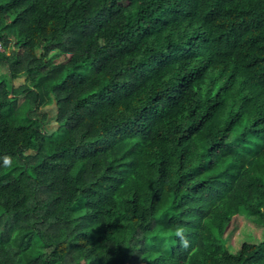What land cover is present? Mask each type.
Segmentation results:
<instances>
[{"label": "trees", "instance_id": "trees-1", "mask_svg": "<svg viewBox=\"0 0 264 264\" xmlns=\"http://www.w3.org/2000/svg\"><path fill=\"white\" fill-rule=\"evenodd\" d=\"M0 44V264H264V0H0Z\"/></svg>", "mask_w": 264, "mask_h": 264}, {"label": "clouds", "instance_id": "clouds-1", "mask_svg": "<svg viewBox=\"0 0 264 264\" xmlns=\"http://www.w3.org/2000/svg\"><path fill=\"white\" fill-rule=\"evenodd\" d=\"M5 162L6 163L8 162L7 158L5 159ZM184 233H185V229L182 226H178L175 235L180 239L181 246L187 247L189 242L186 236L184 235Z\"/></svg>", "mask_w": 264, "mask_h": 264}, {"label": "rangeland", "instance_id": "rangeland-1", "mask_svg": "<svg viewBox=\"0 0 264 264\" xmlns=\"http://www.w3.org/2000/svg\"><path fill=\"white\" fill-rule=\"evenodd\" d=\"M4 71H5V67L4 66H1L0 65V75L2 74V73H4ZM23 81V79H19V80H17L16 82H15V84L17 85L18 83H21ZM48 116H49V120L51 119V117L53 116V114H54V108L53 107H49L48 108ZM52 120V119H51ZM49 124L47 125V128H49V129H54L55 128V124H54V121H52V122H48ZM234 239H236V238H234Z\"/></svg>", "mask_w": 264, "mask_h": 264}, {"label": "built area", "instance_id": "built-area-1", "mask_svg": "<svg viewBox=\"0 0 264 264\" xmlns=\"http://www.w3.org/2000/svg\"><path fill=\"white\" fill-rule=\"evenodd\" d=\"M2 50V46H1V44H0V51Z\"/></svg>", "mask_w": 264, "mask_h": 264}]
</instances>
